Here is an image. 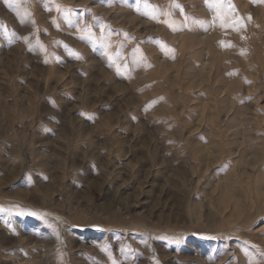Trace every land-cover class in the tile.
<instances>
[{
    "label": "rangeland",
    "instance_id": "374dc122",
    "mask_svg": "<svg viewBox=\"0 0 264 264\" xmlns=\"http://www.w3.org/2000/svg\"><path fill=\"white\" fill-rule=\"evenodd\" d=\"M0 264H264V0H0Z\"/></svg>",
    "mask_w": 264,
    "mask_h": 264
},
{
    "label": "snow or ice",
    "instance_id": "6c2138e0",
    "mask_svg": "<svg viewBox=\"0 0 264 264\" xmlns=\"http://www.w3.org/2000/svg\"><path fill=\"white\" fill-rule=\"evenodd\" d=\"M206 2H208V0H206ZM215 2L218 3L219 0H215ZM210 6H213L214 7V4H211ZM152 18H155V16H153ZM249 19H250V17H249ZM33 23H34V21H33ZM237 23H242V21H236V22H234L233 23V26H235V24H237ZM221 43H223V42H221ZM226 46H230V45H226ZM33 215H35V213H33Z\"/></svg>",
    "mask_w": 264,
    "mask_h": 264
},
{
    "label": "bare ground",
    "instance_id": "6f19581e",
    "mask_svg": "<svg viewBox=\"0 0 264 264\" xmlns=\"http://www.w3.org/2000/svg\"><path fill=\"white\" fill-rule=\"evenodd\" d=\"M227 195H228V193H227Z\"/></svg>",
    "mask_w": 264,
    "mask_h": 264
}]
</instances>
